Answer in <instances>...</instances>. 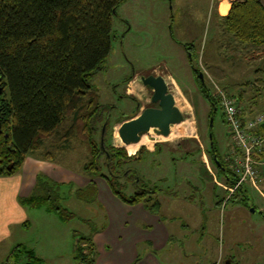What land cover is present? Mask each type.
Returning <instances> with one entry per match:
<instances>
[{"label": "rangeland", "instance_id": "374dc122", "mask_svg": "<svg viewBox=\"0 0 264 264\" xmlns=\"http://www.w3.org/2000/svg\"><path fill=\"white\" fill-rule=\"evenodd\" d=\"M261 1L264 4V0ZM221 2V14L225 17L230 0H125L113 20L111 55L104 71L92 80L102 105L111 108L108 113L114 123L134 116L137 106L125 97L127 91L141 103L140 113L152 105L153 91L139 82V77L149 75L165 78L185 117L184 123L172 129L169 138H160L151 132L139 145L125 148L129 157L146 150L135 168L144 185L157 188L155 197L161 209L160 216L156 217L163 220L170 236L177 239L173 245L176 254L171 253V241L164 251L158 252L155 260L160 264H224L222 260L226 257L239 264H264L263 217L236 204L238 201L222 207L217 204L228 194L220 188L215 191L212 179L215 180L216 171L207 156L211 107L201 95L189 63L190 55L184 47L188 46L193 52V66L203 74L205 85L214 98L221 102L222 95H226L235 102L241 115L256 118L264 114V47L237 42L225 31L221 21L223 16L218 14ZM136 73L141 74L134 79L137 82L131 84L132 80L126 85ZM5 97L9 98L8 88ZM71 121L62 132L46 138L38 151L25 156L17 172L26 180L35 177V188L38 176L49 179L46 172L36 168L39 162H46L62 168L77 182L73 183L72 189L64 186L60 192L62 199L56 203L58 208L66 211L62 214L67 215L66 221L50 211L51 205L43 204V208L25 207L24 228L13 229L16 235L11 243L26 244L20 246L33 251L43 264H81L75 258L74 244L77 237L82 236L93 240L97 264V237L100 230L112 224L108 210L97 199L87 203L77 196L79 190L92 183L97 192L99 184L110 189L106 180L110 175L103 161L98 165L99 172L85 170L90 156L84 134L78 133L71 142L65 141L64 135ZM115 124L112 125V145L117 147L120 125ZM213 133L223 158L232 157L236 153L234 141L220 110ZM156 144H161L163 151L153 154ZM187 156L190 159H186ZM204 167L209 168L213 178ZM255 167L260 173L259 190L247 184L248 194L264 210V167ZM52 182L58 186L68 185ZM218 182L224 186L221 180ZM120 183L126 184L124 180ZM111 194L123 203L112 191ZM138 227L154 234L155 229L143 226L142 222ZM149 243L138 246L141 254L149 249ZM86 245L82 244L85 248ZM20 246L15 249V257L10 262L0 251V264H26L24 254L18 249Z\"/></svg>", "mask_w": 264, "mask_h": 264}, {"label": "trees", "instance_id": "16d2710c", "mask_svg": "<svg viewBox=\"0 0 264 264\" xmlns=\"http://www.w3.org/2000/svg\"><path fill=\"white\" fill-rule=\"evenodd\" d=\"M124 1L0 0V78L4 91L0 96V176L15 175L23 158L38 151L46 138L62 132L71 119L64 135L65 141L71 142L78 133L84 134L90 156L85 170L99 172L98 165L103 161L110 175V178L106 177L108 185L121 202L129 206L143 205L150 214L160 216V202L155 197L157 188L151 189L144 187L143 182L138 183L136 173L128 177L124 175L126 168H131L146 150L129 157L125 148L112 145V125H121L136 118L138 113L114 123L108 113L111 108L102 105L100 95L92 85V80L104 71L111 55L113 20ZM221 21L225 31L237 42L255 48L264 47V4L261 0L234 1L231 9L230 5L227 6ZM184 47L187 54L193 57L191 49L186 45ZM192 57H189V63L197 77L201 95L211 107L209 139L210 119L214 117L215 121L219 110L225 124L227 122L220 102L208 91L205 80L201 81V72L193 66ZM7 88L9 98L5 97ZM209 142L207 156L219 180L226 188L235 191L233 201L244 202L242 198L248 194L247 184L237 188L240 177L231 168L233 160L231 157L223 158L214 133L213 147L210 139ZM215 156L222 168L216 166ZM258 162H264V154L259 155ZM10 165H13L12 170L8 169ZM121 180L126 184L122 185ZM63 187L38 176L31 196L21 198L19 202L29 208L49 204L50 211L66 221L67 215H62L66 211L56 206L57 200L62 197L60 192ZM130 190L132 193H129ZM97 194V188L92 183L79 190L77 196L91 203L97 199ZM77 239L75 258L81 264H95L93 240L89 236ZM82 244H87L86 248ZM22 248L20 246L19 251L24 254L26 264H43L33 251H26L25 248L23 251ZM85 252L91 254L86 255Z\"/></svg>", "mask_w": 264, "mask_h": 264}, {"label": "crops", "instance_id": "0c3cea01", "mask_svg": "<svg viewBox=\"0 0 264 264\" xmlns=\"http://www.w3.org/2000/svg\"><path fill=\"white\" fill-rule=\"evenodd\" d=\"M234 1L237 0H230V9ZM221 6L222 2L219 4L218 14H221ZM136 82L135 80L131 84ZM242 116L245 120L253 119L252 115ZM36 168L41 172H46L50 181L68 183L63 186L77 184L72 175L65 174L58 166L39 162ZM35 180V177L26 180L18 173L13 176H0V251L8 262L15 257L17 247L26 246L24 243L14 244L11 241L16 235L13 229L23 227L27 220L26 209L19 199L30 196L36 183ZM98 189V203L108 210L112 224L104 227L100 230L101 234L97 235L100 239L97 237L96 241L99 250L97 264H160L155 259H157L158 252L167 248L172 236L168 233L163 220L150 214L142 205L129 206L115 200L106 185L99 184ZM139 222H142L143 226H149L152 230L155 229L154 234L145 232L143 227H138ZM144 242H150V247L141 254L138 246ZM138 259H140L139 262H136Z\"/></svg>", "mask_w": 264, "mask_h": 264}, {"label": "water", "instance_id": "95a60500", "mask_svg": "<svg viewBox=\"0 0 264 264\" xmlns=\"http://www.w3.org/2000/svg\"><path fill=\"white\" fill-rule=\"evenodd\" d=\"M201 81H204L203 74L199 73ZM2 78H0V82ZM145 87L153 90V96L151 103L158 105L159 108H147L138 117L124 122L118 129V148H128L131 146H137L141 143L143 138L150 135L153 132L157 137L169 138L172 129L185 122V117L181 110L178 108L175 96L170 93L169 85L163 77L155 76H141L139 77ZM2 89L0 90V94ZM1 117V111H0ZM213 125L214 117L210 119L209 126V139L211 146L213 147ZM1 133V124H0ZM105 129H103L102 137H104ZM103 144V141H102ZM103 146V145H102ZM214 162L218 168H222L217 156L214 157ZM9 170L13 169V165H10ZM223 171L226 170L223 168ZM252 213H256L255 208L252 207ZM264 218V214L259 212ZM78 245V239L74 244V253L76 252Z\"/></svg>", "mask_w": 264, "mask_h": 264}, {"label": "built area", "instance_id": "2783aa9c", "mask_svg": "<svg viewBox=\"0 0 264 264\" xmlns=\"http://www.w3.org/2000/svg\"><path fill=\"white\" fill-rule=\"evenodd\" d=\"M220 105L235 145L231 168L240 177L237 188L250 184L259 190L260 173L255 166L264 167V162L260 163L255 158L264 154V114L245 120L240 117L235 102L226 95H222Z\"/></svg>", "mask_w": 264, "mask_h": 264}, {"label": "flooded vegetation", "instance_id": "af4514ba", "mask_svg": "<svg viewBox=\"0 0 264 264\" xmlns=\"http://www.w3.org/2000/svg\"><path fill=\"white\" fill-rule=\"evenodd\" d=\"M186 49V48H185ZM190 57H192V56H190ZM154 74H155V72H153ZM152 74V73H151ZM139 75H141V74H134V76L132 77V80L134 81V79H136ZM149 76H153V75H149ZM149 76H147V77H149ZM155 77H162V76H159V75H155ZM165 79V78H164ZM131 80V81H132ZM2 82V81H1ZM1 82H0V90L2 89V87H1ZM167 82V81H166ZM129 83V82H128ZM128 83H126V85L128 84ZM130 85V84H129ZM144 86V85H143ZM145 87V86H144ZM148 88V87H147ZM150 89V88H149ZM151 91H153L152 89H150ZM3 90H2V93L0 94V96H2L3 95ZM125 97L127 98V99H130V100H132L135 104H136V106H137V108H136V110H135V113H134V115L135 114H137L138 113V116L141 114L140 112L142 111V105H141V103L140 102H138L136 99H134L133 97H131L130 96V94L128 93V91L126 92V95H125ZM152 104V103H151ZM148 108H159V106L158 105H154V104H152L150 107H148ZM144 111V110H143ZM137 116V117H138ZM127 120V119H126ZM105 129V128H104ZM172 133V132H171ZM171 136V135H170ZM148 137V136H147ZM143 145H145L146 143H142ZM156 149H155V151H154V153L153 154H157V153H159V152H161V151H163V148H162V145L161 144H156ZM140 151H143V149L142 150H140ZM139 151V152H140ZM144 151H145V149H144ZM143 155V154H142ZM142 155H141V158L139 157L138 159H137V161L131 166V168H126V170H125V177H128V176H130L132 173H136V176H137V182L138 183H141L142 182V180H141V178H140V175H139V172H138V170H137V168H135L136 167V165L138 164V162H140V160L142 159ZM136 156V155H135ZM131 157V156H130ZM186 159H188L187 157H186ZM205 166H206V164L205 163H203ZM204 169H205V171L207 170L208 172H209V168L208 167H204ZM211 178H213L212 177V173H210L209 172V174H208ZM219 180V177H218V175L216 174V178H215V180H213L212 179V181H214V189H215V191L217 190V189H222L223 191H225V193H227V192H229V194H228V197L227 198H225L224 200H222V201H220V202H218L217 204H218V206H225V204H227V205H229L230 203H235V201H238V200H235V201H233L232 200V198H233V195H234V193H235V191L234 190H231V189H228V188H226V187H224V186H222L219 182H218V180ZM142 185H144V183L142 184ZM145 186H147L148 188L150 187V186H148V185H144V187ZM151 189H153L152 187H150ZM157 192H158V190H157ZM242 200L244 201V202H242V203H236V204H239V205H241L243 208H245L246 210H248V211H251L252 210V207H254L255 208V211H256V213H259V212H261V213H263L264 214V210H262V209H260L258 206H257V204L254 202V200L249 196V194H245L244 195V198H242ZM143 206V205H142ZM252 213V212H251ZM253 214H255V213H253ZM262 216V215H261ZM264 219V218H263ZM204 222H206V220L204 219ZM172 235V234H171ZM176 241H177V239H176V237L175 236H171V253H173V254H176L175 253V251H174V249H173V245L176 243ZM194 255H195V253H194ZM193 256V255H192ZM188 257V256H187ZM189 258V257H188ZM232 259L233 258H231V257H226V258H224L223 260H222V262L224 263V264H239V262L238 261H233L232 262ZM172 262V261H171Z\"/></svg>", "mask_w": 264, "mask_h": 264}]
</instances>
